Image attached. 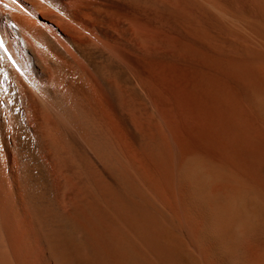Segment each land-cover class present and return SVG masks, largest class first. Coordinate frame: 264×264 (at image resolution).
<instances>
[{
    "label": "bare ground",
    "instance_id": "6f19581e",
    "mask_svg": "<svg viewBox=\"0 0 264 264\" xmlns=\"http://www.w3.org/2000/svg\"><path fill=\"white\" fill-rule=\"evenodd\" d=\"M0 264H264V0H0Z\"/></svg>",
    "mask_w": 264,
    "mask_h": 264
}]
</instances>
